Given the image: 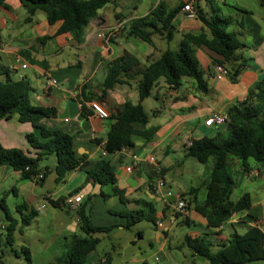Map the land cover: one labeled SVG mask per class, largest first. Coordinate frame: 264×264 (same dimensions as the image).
<instances>
[{"label":"crops","instance_id":"crops-1","mask_svg":"<svg viewBox=\"0 0 264 264\" xmlns=\"http://www.w3.org/2000/svg\"><path fill=\"white\" fill-rule=\"evenodd\" d=\"M159 1L148 0V3L146 0H111L109 4L98 10L96 17L83 29L79 43L74 42L69 34H56L60 24H48L42 12H36L32 21L25 23L26 12L17 0H6L4 5L0 6V69H7L8 77L16 81L10 74L17 75L21 65H26L23 70L28 69V65L33 68L31 83L36 84V81H40L39 85H44V88L38 87L37 90L32 88L33 93L36 94L37 105L55 109L52 117L41 119L38 125L48 130H60L71 136L77 158L83 156L89 163L99 160L109 162L115 174L116 187L123 191L126 201L121 203L112 194L110 185L102 188L103 193L107 195V198H102L99 186L90 180L86 182V175L81 170L72 171L66 175L63 182L55 183L56 174L53 168L56 159L55 163L50 161L49 164L41 166L40 161L44 159L49 161L47 156H43L38 161V167L42 171L45 169L47 171L41 183L35 180H22L18 172L7 166H0V187L7 185L9 188V190H3L0 197V215L5 221L1 205L6 207L10 217L18 221L14 215L10 214L7 205L9 193L14 198L12 203L19 216L24 212L27 213L29 209L45 214L47 205H50L48 200L53 201L58 198H65L64 207L66 206L68 210L69 201L79 195L83 200L81 206L91 203L88 214L94 224L93 217L94 215L96 217V214L107 220L111 218L109 216L113 211L121 214L123 218L121 224L95 225L115 226L114 229L122 228L121 225L125 223L124 214L131 210L121 209L120 204L145 207L151 204L155 209V205L150 200L158 203L162 199L155 194L153 187L149 191L152 197L146 190L149 181H152L154 185L157 180V177L152 180L147 177L145 168L151 165L145 162L147 157L152 156L155 159L160 167V177L164 179L168 171L184 165L187 160L184 152L191 141L203 137L211 138L217 133L216 131L225 134L226 126L216 129L206 127L204 122L214 114L226 115L230 107L246 101L249 91L264 78V9L259 6L257 0H203L201 2L161 0L168 9H173L180 3L191 2L194 18L186 17L182 10L176 16L174 20L176 31L170 41L174 48L162 45L161 41L153 35L152 43H147V46L138 52L132 45L134 38L127 35L128 23L131 20L146 17ZM213 4L221 6L226 15L233 17L234 21L228 30L237 34L240 44L236 51L238 60L222 66L230 74L218 77L215 70L217 64L214 62L216 57L205 48L193 47L192 56L202 72L207 91L201 92L196 83L187 77L181 79L180 86L175 90L168 89L164 80L159 79L151 90L150 96L139 101L137 73L158 59L167 49L176 51L185 34H198L202 25L196 13L199 9L203 13L211 14ZM120 22H124V29L109 41L98 37L99 33L107 32ZM175 35H177L176 38ZM44 37L49 39L39 42V39ZM159 38L164 40L160 36ZM124 53L133 56L138 64L121 74L118 77L119 83L111 90L102 93L100 86L106 76L107 68ZM32 61H35V64H32ZM18 77L17 80L22 78V76ZM25 78L28 79V76ZM5 79L6 74L0 72V82ZM51 80L55 81L54 85H48ZM96 101L103 103L109 110H120L127 102L132 105L141 104L148 116V123L145 126L133 124L132 128L137 132L149 134L151 138L146 140L141 136H133L132 146L107 153L104 147L112 120H102L93 114L89 105ZM82 108L85 109L86 116L82 114ZM80 115L84 116L83 121L78 120ZM30 133L37 135L30 124L20 123L16 115L8 119L0 118V145L3 148L22 150L29 157L34 158L36 153L27 140V135ZM132 157L137 159L138 165L131 172H127L126 168L131 165ZM203 168L202 176L206 175V177L201 185L195 188L197 192L194 196H185L182 200L185 203L186 215L177 213L173 205L175 198H180L181 194L187 192H180L177 195L169 192L171 197L168 198L167 207L170 211L157 213L155 209L156 228L168 232L172 225H177L179 222H184L187 226L201 227L202 234L192 232L193 235L190 237L210 235L207 240L211 243V250L214 248L212 252H216L221 246L227 244L233 232L243 234L250 227H262L264 196H251L248 193L251 198V208L248 211L233 215L219 229H208L204 218L194 211L195 203H201L205 198L203 184L209 178L211 167ZM139 169L140 177L137 176ZM228 172L230 173L229 170ZM244 173L249 177L263 173L258 179L264 180V164L248 161V173ZM60 184L62 186H59ZM72 188L75 190L66 196ZM200 189H204L202 198L198 196ZM75 191L77 192L73 194ZM231 196L230 200L233 201ZM107 203H111V208H107ZM70 212L74 215L73 211ZM190 212L200 217H194V220H191ZM75 220L77 221L76 217ZM262 232L264 235V229ZM164 244L165 241L162 243V248ZM182 245L184 244L180 246ZM59 253L60 250L52 252L46 264H55L54 259ZM192 255L195 256L193 253Z\"/></svg>","mask_w":264,"mask_h":264},{"label":"trees","instance_id":"trees-1","mask_svg":"<svg viewBox=\"0 0 264 264\" xmlns=\"http://www.w3.org/2000/svg\"><path fill=\"white\" fill-rule=\"evenodd\" d=\"M6 0H0V6ZM26 12L25 23H30L36 12H42L50 25L59 23L56 34H69L76 43L81 41V33L87 24L96 17L98 10L109 4L111 0H17ZM264 9V0H257ZM184 3H180L173 9H168L161 0L149 11L144 18L131 20L127 26V35L151 44L153 35H158L170 42L176 31L174 20L182 10ZM217 6V12L212 9L211 14L203 13L198 9L196 17L201 23V31L194 35L185 34L176 51L167 49L158 59L149 63L142 71L137 73V93L139 101L150 96L151 90L159 79H163L170 90L180 86L184 77L192 79L201 92H206V84L197 61L192 56V48H205L216 58L214 62L218 66L231 64L238 60L236 51L240 44L237 34L229 31L233 23V17L226 15L222 7ZM49 37L39 39V42L48 40ZM35 64V61H32ZM138 61L128 53L114 60L106 70V76L100 88L102 93L111 90L119 83L118 77L136 66ZM227 71V70H226ZM6 74V79L0 82V118L8 119L17 116L20 123L30 124L37 135L30 133L27 140L35 157H29L22 150L5 149L0 145V166H7L19 173L22 180H35L39 173L43 177L47 169L42 171L38 167V161L43 156L54 155L56 164L53 168L56 174L55 183L64 181L66 175L75 170H81L86 175V182L92 181L100 188V196L107 198L102 188L110 185L112 194L120 202H126L123 191L116 187V178L109 162L99 160L89 163L85 157L77 158L73 148V138L60 130H48L38 122L43 118H50L55 114L53 107L33 106L29 100V80H11L7 69H0ZM228 75L230 74L227 71ZM101 100V98H99ZM113 110V111H112ZM110 110L109 126L105 151L113 153L133 144V136H141L149 140L151 136L144 132H137L132 128L133 124L145 126L148 116L141 104L132 105L127 102L120 110ZM82 114L87 115L82 108ZM226 115L229 119L226 124L225 134L219 131L211 137H203L193 140L186 148V158H193L200 164L212 161L209 178L204 182L205 198L201 203H195L194 211L204 218L208 229H219L233 215L248 211L251 208V198L248 193L241 195L238 200L231 201L230 196L234 189L233 179L228 172L227 160L235 156L241 163L244 172L248 173V161L255 164H264V78L260 80L248 93L246 101L235 104L228 109ZM27 168V169H26ZM152 180L151 178H149ZM43 179L38 180L41 183ZM37 181V180H35ZM152 186L150 187V191ZM75 191L73 194H75ZM197 189L192 188L185 196H194ZM65 198L48 200L55 208L64 207ZM82 205V204H81ZM74 211L78 228L85 237L72 236L69 242L65 238L59 255L55 258V264H86L87 255L94 251L99 240L95 234H108L115 226H97L85 211V205ZM2 206L8 225L5 229L7 244L13 241L12 235L17 229L18 221L9 216L6 207ZM147 210L130 211L124 214L125 223L123 229L146 220L156 227L157 218L155 209L151 204L146 205ZM68 211V210H67ZM34 210L21 215V222L28 226L35 217ZM262 227L253 226L243 234L233 232L226 245L212 252L211 243L203 236L191 238L186 236L184 244L191 252L203 258L208 264H247L252 261L264 260V235ZM141 236V233H138ZM26 259L29 262V251L25 249ZM110 258L106 255L102 264H108Z\"/></svg>","mask_w":264,"mask_h":264},{"label":"rangeland","instance_id":"rangeland-1","mask_svg":"<svg viewBox=\"0 0 264 264\" xmlns=\"http://www.w3.org/2000/svg\"><path fill=\"white\" fill-rule=\"evenodd\" d=\"M146 1L148 2V0ZM198 1L201 2L203 0H196V2ZM213 11L217 12L215 4H213ZM176 37L177 35H175ZM155 38L161 41L160 43L162 45H169L174 48L172 42L169 43L166 40H161L158 35H155ZM134 39V44H132L133 48L141 52L143 47L147 46V43L139 39ZM32 71L33 68L28 65V69L23 70L19 68L17 75L16 73H11L10 76L15 80L19 79L18 76H22L21 79L28 76V80L30 81L28 85L29 100L31 105L36 106V94L33 93L32 88L37 90L38 85L31 83L33 82L31 78ZM47 159L49 161L45 159L40 161V165H47L50 161L51 163H55L54 156L48 155ZM211 164V160L203 165L193 158H187L181 168L174 167L171 171L167 172L164 179L159 175V180L164 184L161 189L163 197L158 203L150 200L155 205L157 213L170 211V208L167 207L169 202L165 196L166 192L177 195L180 192H188L190 188H198L206 177V175L204 177L202 176L203 167H211ZM227 165L235 184L231 196L233 201L243 193H249L251 196L257 195V197L264 196V180L258 179L263 173L255 177L247 176L243 172L240 161L235 156L228 158ZM259 168L261 170V166ZM143 177L145 178L146 176ZM59 186H62V184ZM3 190H9L7 185L0 187V197L2 196ZM74 190L72 188L66 196ZM203 190H199V198H202ZM13 200L14 198L9 193L7 205L10 214L18 219V226L12 235L13 241L11 244L6 243L5 231L0 233V264H46L52 252L55 250L61 251L62 244L65 243V238L68 239L66 242H69L72 236L76 235L80 238L86 236L80 232L75 216L72 212L67 211L66 206L55 208L47 205L45 214L37 210L35 217L28 226H25L21 222V216H19V213L14 208ZM106 205L107 208H111V203H107ZM120 206L124 210H147L145 206H134L131 204H120ZM90 207V202L84 207L87 214ZM27 213L24 212L23 215ZM110 214L111 216L109 217L111 218H107V220L99 217L98 214H96V217L94 215L95 224L112 225L122 223L123 218L121 214L114 213L113 211ZM194 217L199 218L200 216L194 212H190V219L194 220ZM139 232L141 233L140 237L138 236ZM192 232L194 234H202L203 229L198 226L194 227L193 225L187 226L186 223L179 222L177 225H172L168 232H165L163 229H157L152 223L142 220L127 229L116 228L108 234H95L94 237L98 238L99 242L95 250L86 257V264H102V260L106 255L110 258L108 264H206L203 258L196 255L193 256L191 250L184 244V238L186 236H192ZM202 236L206 239L210 238V235L207 234ZM213 239L214 237L211 238V241ZM164 241L165 244L162 248ZM181 244L184 245L180 246ZM25 249L29 251V262L26 259ZM247 264H264V260L252 261Z\"/></svg>","mask_w":264,"mask_h":264},{"label":"built area","instance_id":"built-area-1","mask_svg":"<svg viewBox=\"0 0 264 264\" xmlns=\"http://www.w3.org/2000/svg\"><path fill=\"white\" fill-rule=\"evenodd\" d=\"M182 12H184L186 14V17L194 18L195 14H194V10L192 8V3L187 2L182 8ZM123 29H124V22H120V23H117L113 28L109 29L107 32L99 33L98 37L102 40L109 41L110 38L114 37L117 33L122 31ZM25 67H26V65H21L22 69H24ZM215 70H216L218 77L228 76L226 69H224L221 66L217 65L215 67ZM54 83H55V81L51 80V82H49L48 85H54ZM89 107H90V110L93 112V114L96 117H98L99 119H102V120L109 119L110 110L103 103H101L99 101L91 102ZM228 121H229V119H228L227 115L214 114V115L210 116L209 118H207L205 120L204 124L206 127H214L216 129H219L221 127L226 126ZM145 162L147 164H151L154 166L157 180H156V183L154 185H152V187H153L155 194H157L158 196H160L162 198L163 194L161 193V189L163 188L164 184L162 183L161 180H159L160 167L156 164V161L152 156L147 157ZM137 165H138L137 159L135 157H132V163L129 167L126 168V171L131 172L133 169L136 168ZM41 179H43V173H39L35 177V180H37V181L41 180ZM165 196L167 198H170L171 194L169 192H166ZM82 202H83V200H82L81 196L77 195V196L73 197V199L71 201H69L68 210L73 211V212L76 211L80 207ZM173 207H174V210L177 213H179L180 215H183V216L186 215L185 203L179 197L175 198ZM7 225H8V222L5 221L2 218V216L0 215V233L5 231Z\"/></svg>","mask_w":264,"mask_h":264},{"label":"water","instance_id":"water-1","mask_svg":"<svg viewBox=\"0 0 264 264\" xmlns=\"http://www.w3.org/2000/svg\"><path fill=\"white\" fill-rule=\"evenodd\" d=\"M39 82L40 81H36V84L38 85V87H41V88H44V85H39ZM78 120L79 121H83L84 120V116H82V115H80L79 117H78ZM146 171H147V177H148V179L149 178H151V179H155L156 178V172H155V169H154V166L153 165H148V166H146ZM140 175H141V170L139 169L138 170V177H140ZM152 181H149L148 182V184H147V186H146V190L149 192L150 191V187L152 186ZM149 195L152 197V194L149 192Z\"/></svg>","mask_w":264,"mask_h":264}]
</instances>
